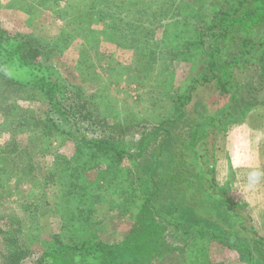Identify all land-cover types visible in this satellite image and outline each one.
Returning a JSON list of instances; mask_svg holds the SVG:
<instances>
[{"label":"rangeland","instance_id":"rangeland-1","mask_svg":"<svg viewBox=\"0 0 264 264\" xmlns=\"http://www.w3.org/2000/svg\"><path fill=\"white\" fill-rule=\"evenodd\" d=\"M169 1L0 0V34L17 36L23 60L52 68L65 83L53 103L0 68V264H70L48 253L64 241L122 239L154 191L144 167L154 165L162 141L160 175L167 182L175 170L183 177L177 189L167 183L166 191L179 195L161 197V213L175 218L177 203L186 229L218 238L187 236L181 250L148 264H264V242L254 236L264 238V209L255 207L264 199V175L251 186L247 180L250 171L264 173V78L239 73V102L213 82L188 94L207 67L198 35L189 31L198 20L190 16L211 20L221 0ZM140 8L161 27L143 21ZM226 84L238 93L233 81ZM174 117L165 137L159 127ZM217 119L223 121L213 125ZM241 126L248 158L233 167L230 134ZM84 141L96 145L90 151ZM102 141L122 153L105 154ZM120 177L127 193L117 187ZM172 234L171 242L181 239Z\"/></svg>","mask_w":264,"mask_h":264},{"label":"trees","instance_id":"trees-1","mask_svg":"<svg viewBox=\"0 0 264 264\" xmlns=\"http://www.w3.org/2000/svg\"><path fill=\"white\" fill-rule=\"evenodd\" d=\"M173 1L174 0H170L169 2L173 3ZM174 3L176 2L174 1ZM184 4L185 2L180 6ZM193 4H195L194 1ZM164 5H166V3L162 6ZM197 5L199 4L197 3L196 6ZM217 6L209 21H205L202 15L200 19H197L195 15L194 17L190 16L193 20L198 21L195 22L194 29L187 28V30L189 29L192 35H194V33L196 36L198 35L195 40L199 38V40H197V46L205 50L207 55V67L205 73L202 75V79L196 80L197 84L188 90V94L197 86L205 84V82H213L220 88V93L222 95L225 97L235 95L234 99L236 102H239V100H241L240 86L236 84L237 75L239 73L252 71L257 74L260 80L264 78V0H221V3ZM140 9L143 15L148 11L142 8ZM141 12L139 13L140 15ZM155 18H157V16ZM169 18L170 17H167V20ZM178 20L182 21L181 17ZM143 21H149L150 23V13H147ZM150 25L158 29L161 27L162 23L159 19H155ZM166 28L164 30H166ZM258 28H260V30ZM256 32L258 35L254 36ZM150 39H154V37H147V40ZM226 45H229V50H227ZM23 48L24 42L17 36L0 34V68L2 72H5L10 78L17 81L16 83L39 89L45 93L46 97L50 99V102H56L59 98L58 93L62 92L61 85L64 86L65 84L62 77L52 68L39 66L35 63L23 60L21 57ZM226 70L228 75L225 73ZM227 80L233 81V85L237 90L236 92H238L237 94H232L231 88L227 89ZM183 97H185V99L188 98L187 102L191 99V95L187 97L182 96V98ZM178 110L182 116V111L179 108ZM208 111L209 108L206 107V109L201 112V115H205ZM178 116L180 117V115ZM201 120L198 123V128L202 125ZM176 121L177 117H174L160 125L159 128L164 130L165 137L167 134H171V129L173 125L176 124L174 123ZM221 121H223V119H217L211 123L214 125V123ZM206 123H208V121ZM196 132L200 131L197 129ZM210 133L211 131L209 129L200 136L203 138L208 137ZM67 134L70 135L72 132L69 131ZM164 142L165 141L160 142L157 146L159 154L155 155L153 159L154 165L150 163L149 166L146 164L144 167L146 170H149L147 171L148 174H150L148 178L154 186V191L150 193L142 204H140L135 221L122 239L109 242L93 237L91 240H85L81 243H65L66 241H64V243L62 242L56 249L51 250L48 255L51 257L68 258L70 264H148L151 261H157L172 251L181 250L182 240L184 239V241L189 242L194 236L195 238H206L208 240L218 238V235L213 231L207 236L209 231H191L186 229L179 219L181 211L177 203L173 205V213H175L172 214L176 216L175 218H165L161 213L159 200L161 197L174 195L172 198H175V195H179L178 193H174L173 188L176 187L177 189L180 186L177 187L176 181H180L181 184L182 181L179 180V177H183V174L176 170L174 172H176L177 175L170 174L168 176V182L171 185L173 182L175 184L172 185L173 188H171V191H166L168 182L160 175V169L163 165L160 152L163 151L162 147ZM194 142L195 141H193L192 144ZM83 145L91 151L93 145H96V143L92 144L84 141ZM97 145L101 149H104L105 154H109L113 158L115 154L119 155L122 153L120 147L118 148L108 141H102ZM79 147H81V145H79L78 148ZM90 157L92 163L90 167L96 169L99 162L94 160V155ZM112 157H109L111 158L109 160H112ZM148 158V155H145L146 161H148ZM77 169L81 170L78 165ZM116 170L119 172L121 167H117L111 171V176L113 178L116 175ZM207 172L210 173L209 170ZM159 176H161V181H159ZM117 180V187H120L123 186V182L126 178L124 180L120 177ZM185 182H192L191 177H188ZM90 184L87 187L91 189ZM127 186L130 187V182ZM120 190L127 193L124 187H120ZM70 192L71 191L67 193L69 194L67 195L68 197L70 196ZM219 196H222V198L228 202L230 201L225 195L220 194ZM191 198L194 199L193 197ZM232 209L235 210L234 208H231V210ZM83 227L87 229L88 226ZM172 232L175 233V235H173ZM169 233L176 238H178L180 234L181 237L179 238L181 239H176V242H171L169 240L170 238H168ZM187 236H191V238L186 239ZM254 236L258 242H264V238L258 237L255 233ZM262 253H264V251H262Z\"/></svg>","mask_w":264,"mask_h":264},{"label":"clouds","instance_id":"clouds-1","mask_svg":"<svg viewBox=\"0 0 264 264\" xmlns=\"http://www.w3.org/2000/svg\"><path fill=\"white\" fill-rule=\"evenodd\" d=\"M230 135L235 136L236 138V142L233 145V151L231 153L232 165L233 167H238L242 163H244L248 158V142L245 139L246 134L242 132V126L241 128L234 129ZM262 175H264V173H262L260 170L250 171L247 174L249 186L255 184Z\"/></svg>","mask_w":264,"mask_h":264},{"label":"crops","instance_id":"crops-1","mask_svg":"<svg viewBox=\"0 0 264 264\" xmlns=\"http://www.w3.org/2000/svg\"><path fill=\"white\" fill-rule=\"evenodd\" d=\"M256 208H260L261 207V209H264V199H261V201H260V204H257V206H255ZM264 234V233H263ZM260 236V235H259Z\"/></svg>","mask_w":264,"mask_h":264}]
</instances>
